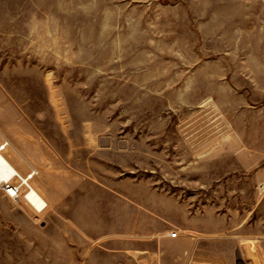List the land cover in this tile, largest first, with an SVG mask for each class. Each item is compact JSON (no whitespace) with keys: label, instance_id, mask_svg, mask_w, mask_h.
<instances>
[{"label":"rangeland","instance_id":"obj_1","mask_svg":"<svg viewBox=\"0 0 264 264\" xmlns=\"http://www.w3.org/2000/svg\"><path fill=\"white\" fill-rule=\"evenodd\" d=\"M0 112L48 202L0 194V264H264V0H0ZM137 219L185 237L88 236Z\"/></svg>","mask_w":264,"mask_h":264},{"label":"crops","instance_id":"obj_2","mask_svg":"<svg viewBox=\"0 0 264 264\" xmlns=\"http://www.w3.org/2000/svg\"><path fill=\"white\" fill-rule=\"evenodd\" d=\"M2 121H4V119L2 118V112H0V129L5 130L6 131V125L5 123H3ZM3 139V138H2ZM2 139L0 141H2ZM19 151V150H18ZM23 155V153H20ZM8 155V154H7ZM9 159H10V155H8ZM25 158V157H24ZM10 161L12 162V160L10 159ZM14 164V162H12ZM15 165V164H14ZM16 166V165H15ZM33 166L30 165L29 168ZM18 169H20L18 166H16ZM28 168V170H29ZM22 171V170H21ZM140 223L142 224V222L140 221V219H137L135 222V225L129 229V230H125L121 233L118 234H122V236H116V237H103L106 235V231L104 230V226H102L101 224H99L98 226H92V230L90 228V232L88 233V236L91 240H93L92 242H102L104 246L103 249L105 251H110V250H132L133 253L132 254H167V249L166 247L168 246H172V244H176L178 242H182L183 241V234L180 233V236L176 237H171L169 235V233L167 234H159L157 236H155V231L151 230L149 232H144L139 230L138 228L141 227ZM85 229V228H84ZM85 231V230H84ZM87 232V231H85ZM136 234L135 236H137L134 239L129 238V234ZM86 234V233H85ZM97 234V235H95ZM123 234H127L124 235ZM87 236V235H86ZM110 243V245H109ZM115 245H112V244ZM117 243H120V246H117ZM94 248V247H92ZM129 248V249H128ZM94 250V249H93ZM97 251V250H95ZM104 251V252H105ZM99 252H101L99 250ZM92 254H95V252H93Z\"/></svg>","mask_w":264,"mask_h":264},{"label":"built area","instance_id":"obj_3","mask_svg":"<svg viewBox=\"0 0 264 264\" xmlns=\"http://www.w3.org/2000/svg\"><path fill=\"white\" fill-rule=\"evenodd\" d=\"M10 146L11 141L8 138H3L0 141V153L4 154L9 160V162H5L0 166V194L16 203L24 202L28 204L34 209L36 219H38L39 214L43 213L48 207L47 200L35 185L36 178L40 175V170L35 166H31L25 172L18 169L7 155ZM36 196L37 199L33 200ZM169 235L177 237L180 232L172 231Z\"/></svg>","mask_w":264,"mask_h":264},{"label":"bare ground","instance_id":"obj_4","mask_svg":"<svg viewBox=\"0 0 264 264\" xmlns=\"http://www.w3.org/2000/svg\"><path fill=\"white\" fill-rule=\"evenodd\" d=\"M9 162V160L4 156V154L0 153V166L3 165V163ZM37 196L33 198V200H36ZM42 200V198H40Z\"/></svg>","mask_w":264,"mask_h":264}]
</instances>
